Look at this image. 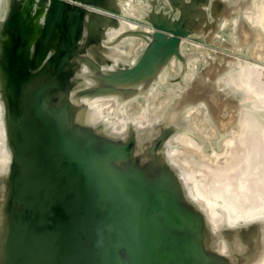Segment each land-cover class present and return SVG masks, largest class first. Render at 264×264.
<instances>
[{
  "label": "water",
  "instance_id": "1",
  "mask_svg": "<svg viewBox=\"0 0 264 264\" xmlns=\"http://www.w3.org/2000/svg\"><path fill=\"white\" fill-rule=\"evenodd\" d=\"M48 1L50 8L36 57H39V61L44 59L49 51L48 42L52 33L55 35L56 30H60L61 45L56 54L47 58L58 71L55 74L58 73L59 79L34 78L27 83L28 89L25 91L22 85L25 71L22 64L18 67L21 71L16 69L12 55L18 45H24L22 51L25 57L28 34L39 32L35 19L41 18ZM73 1L100 6L95 0ZM21 3L20 0H10V8L1 24L3 31L8 34L0 45V74L4 76L3 98L7 108L9 138L15 153L14 167H23L17 176L12 174L10 177L15 192L8 202L14 212L7 216V227L10 229L6 231L4 251L3 248L1 250L4 257L0 264H49L36 243L40 241L44 245L59 239L56 232L58 222L39 226V230L35 226L33 190L23 178L27 172L51 180L54 175L66 186L73 183V179L80 186L83 179L95 180L94 188L83 191L82 198L87 210L69 216L72 227L68 229L70 233L67 238L64 236L62 239V243L69 246V251L61 254L60 264H138V258L146 264H213L212 255L205 252L201 244L202 216L184 205L166 165L161 166L152 178H148L134 163H127L131 154L126 145H116L108 151L89 129L67 124L65 108L71 98L72 87L70 84L67 88V83L74 74L69 60L78 55V38L82 36L84 28L87 30V39H96L95 21L103 14L94 13L86 27L85 9L81 5H71L67 0H27L25 17L18 10L21 9ZM64 7L67 9L65 22ZM108 17L113 20V17ZM24 19L27 20L26 24L23 23ZM146 25L148 27H139L138 32L145 38L150 36L151 40L139 63L133 69L121 67L111 70L105 74L106 79L135 83L142 74L151 73L156 64L167 62L172 56L183 61V55L177 48L181 35L178 31L184 33L186 29L182 31L179 26L171 27L168 23L164 26L162 22L155 21ZM150 27L153 30L148 31ZM164 31L174 33L173 37H166ZM36 85L38 90L34 89ZM51 92L64 95L63 104L57 109H49L47 98ZM48 121L51 127H48ZM35 125L39 127L40 133L50 138L39 140V144L31 146L23 140V135L25 130ZM62 149L68 152L64 153ZM74 153L83 154L75 163L72 161L74 158H71ZM83 160L88 162L86 168L77 164ZM116 161L123 164L115 165L118 167L117 172L111 167ZM48 189L47 185L39 187V196L42 207L52 214L53 205L56 204L49 202L52 193ZM118 221L124 227L133 225L134 229L142 232L137 234L143 236L142 243L139 244L133 238L127 243L121 239L120 231L117 233L114 229ZM22 240L23 243H17ZM104 248L111 251L105 252Z\"/></svg>",
  "mask_w": 264,
  "mask_h": 264
},
{
  "label": "bare ground",
  "instance_id": "2",
  "mask_svg": "<svg viewBox=\"0 0 264 264\" xmlns=\"http://www.w3.org/2000/svg\"><path fill=\"white\" fill-rule=\"evenodd\" d=\"M20 1H22L21 9L18 10L22 16H25V12L28 9L26 3L27 0H20ZM96 1L98 0H95V2ZM167 1L168 3H170V5L171 2L173 4V2L180 1L181 2L180 5H182L184 9L183 11L186 10L187 12H194L197 10L199 16L204 15L203 22H206V25H209L207 24V21L210 20L208 18L209 17L212 18L213 16V14L211 15L210 13L211 10L216 11V8L217 11H219V9L221 10L225 9L226 12L228 11L229 13H231L236 17L235 20L238 19L246 23L248 22L250 25L254 23L253 22L254 20H252L254 18L250 16L251 12H253L254 10L260 12V17L264 16L263 15L264 11L263 10L261 11L260 9L256 8V5L258 4L256 0H167ZM67 2L71 5L78 4L84 7L85 9L84 21L86 27L88 25L87 23L91 21L94 13L98 14L92 11L89 8L90 6H88V4H83L82 2L73 1V0H67ZM260 4L263 3L259 2L257 7L260 8L259 6ZM135 5H136L135 13L137 14L138 18L143 20L146 24L147 23L150 24L151 21H155L157 23L162 22L165 26V23H167L166 22L168 17L167 12L160 6V4L157 3V0H136ZM176 7L177 5L175 6V8ZM213 7L214 9H212ZM9 8H10V0H0V45L3 43V40L8 37V34L3 31L1 24L3 23ZM49 8H50V2L48 1V6L44 7L41 18L35 19V21L38 19V21L36 22L38 23L39 32L28 34L27 44L25 45L26 48L25 57L22 51L24 45H18L12 55V58L15 63V67L17 66L16 69L21 71V69L18 67L22 64V69H24L25 71L24 79L22 81V85H24L25 91L28 89L27 83L34 78H43L45 80L48 79L51 81H55L59 79L58 73L55 74L58 71L51 66L47 58L49 55L56 54L59 46L61 45L60 40L62 39V32L60 30H56L55 35L54 32L52 33L51 38L48 42L49 51L44 55V59L39 61V57H36V53L39 52V44L42 41L43 31H44L43 25L47 17ZM178 8H176L177 11ZM66 10H67L66 7H64V14H63L64 22L67 20ZM218 13L220 15L221 12L219 11ZM136 14H134V16H136ZM180 14H178L179 15L178 18L180 17ZM217 17H215V19ZM26 19L23 20L24 24L27 23ZM102 21L100 18L99 25L101 29L99 27H96L100 29L99 31L96 30V39L93 40L87 39L86 38L87 30L86 28H84L82 36L78 38V45H77L78 55L70 57L69 60L71 64L70 67H73L74 74L72 77L68 78V83H67V88H69L70 84H72L70 91L71 98H69L68 106L65 108V116L67 119V124L68 125L74 124L79 127L89 129L90 131L95 133L98 139H100L104 143L103 146L104 148H107L108 151H110L113 146L126 145L131 154V156L128 158L127 163L129 162L134 163V165L139 170H141L142 173L148 178H152L159 171L161 166L166 165L171 173V176L175 181L176 187L179 191V195L181 196V200L183 201L184 205L188 207L191 211H194L195 213H198L202 216L201 221L203 228H202L201 244L203 250L209 254H214L216 253L214 247L215 243L214 240H212L209 232L210 230L211 232H213L212 231L213 225L216 223V222L213 223L214 220L218 217V215L221 213L222 210H223L222 213H224L226 209L223 207L226 204H228L227 206L231 208V212L232 210L234 212L236 211L242 212L243 210L242 207L245 206V204L250 205L251 202L253 201L252 200L253 197L249 195L251 192V191L249 192V187H250L249 185L252 184L250 182L255 181L257 179H255L256 177L255 174L251 173L252 174L251 175L249 173V171L251 172V170L247 171V168L246 169L243 168L244 171L246 170L245 171L246 173L248 172L251 175V177L248 179L244 177L246 181H239V179L240 178L242 179L245 173L243 174L242 171L235 172L237 173L236 175H238V173H242L240 174L242 177L238 175L240 178L239 177L236 178L235 173H233L231 168H229L226 165L227 162L223 161L224 158H221L222 160H220L219 154H223L224 152H226V150H228L227 149L228 146L230 145V143L229 144L227 143L228 141H230L228 138L229 135L224 134L223 131L222 132L220 131L223 134H219L218 131L217 132L215 131L216 128L214 127H216V125H214L212 119H210L209 115L211 110L209 109L208 102L205 101L206 98L204 96L207 94L210 98L216 99L221 96L223 97H225L226 95L229 96L230 93L234 92L236 89L238 90V91L236 90V92H238L237 94L239 95V91L240 90L243 91L245 89L242 90L240 89L241 87L235 88L236 86L233 85L232 82L229 83L228 81V78L230 77V75H228L229 73L218 74L216 72L218 67L217 64L220 65L225 60L224 55H222L218 51H215L214 49H211L209 46L207 47L201 46L197 42H192V41L190 42L185 40L186 42H182V47H183L182 72H184V74L182 75L183 80L179 84L180 86L174 88L171 91H167L166 90L167 87L170 88L171 86L169 87V85H172L171 83L173 82L171 81V79L170 80L168 79L163 84L166 89L164 88L160 90L159 88L157 89L158 87L157 86L152 90V94H149L144 101L137 102L136 104H131L128 101H122V102H120L119 100L114 101V97L111 95L110 92H109L110 94L106 92L105 93L98 91L94 92V88L92 89L91 87L95 82L94 81L92 82L91 79L92 76H90L91 72L88 71L87 69V62H89V60L93 61L97 59L94 58L92 55H90L89 52L91 51V48L93 51L95 46L97 47L100 44V42H103L102 41L103 39H108L111 36V31L109 30V26L106 23L107 21H105V23ZM126 22L123 25H126ZM95 23L97 24V22ZM261 23H262L261 25L264 26V17L263 19H261ZM110 24H111V20H110ZM99 25L97 24V26ZM128 26H130V23ZM214 26L215 25H213V27ZM220 28L213 30L212 36H210L211 38H209V40H203L202 36H201L202 38H198V37L195 38L194 35L191 37L196 40L197 39L203 40L206 42L213 43L214 45L221 46L220 45L221 33L219 32ZM130 29L131 28L127 27L126 33H128ZM188 29L189 28L187 27V30ZM151 30H153V28L150 27L148 31ZM263 30L264 27H262V31ZM121 31H122V26L120 32ZM204 32H207V30H204ZM126 33L124 35H127ZM168 35H166V37L168 38L170 36L172 37V35L170 36ZM190 35L191 34H189V36ZM117 36L120 35L118 34ZM121 37H123V35H121ZM131 38L132 37H130V39ZM108 40L111 41L112 39L111 40L108 39ZM122 40L123 39H121V43ZM125 40L126 39L124 37L123 41ZM131 41L132 39L130 40V42ZM130 42L128 44L129 45L132 44L133 46L136 43V42L134 43H130ZM121 43L119 44V47L118 44H107V45L108 46L111 45V47L112 45H117V49L118 48L120 49ZM107 45L106 47H108ZM109 49L106 51H109ZM96 52L100 53L101 51L99 49L95 51L94 54H96ZM105 57L107 56L105 55ZM21 59L23 60V62L21 61ZM240 64H239L240 67L239 66L238 67L239 69H242L243 64L241 65ZM244 75H246V73ZM93 77H94L93 79H95V76ZM245 77L247 76H244V78ZM247 78H249V76ZM3 82H4V76L0 74V261H2V258L4 257V255L2 256L1 254V250L3 248L4 251L6 231L10 229L9 227H7V216L12 215V213L14 212V208L11 205L9 206V202H8V199L15 192V186L10 181V177L12 176V174L14 177L17 176L21 167H23V166L14 167L15 153L9 138L7 108L5 105V100L3 98V93H4ZM101 84L102 83H100V86L104 85L105 83L102 85ZM235 84L237 83L235 82ZM243 87L246 88V86ZM250 88H252V86ZM34 89L38 90L39 88L36 85ZM90 90H93V92ZM256 90L254 91L252 90L253 92L249 90L252 93L251 92L248 93L247 96L249 95L250 97L254 98L256 95H258V92L256 94ZM241 91L240 93L242 94ZM128 92L130 91H127V93ZM245 92L248 91H244L243 94H246ZM62 95L63 94L57 92L49 93L47 100L50 110L52 108L57 109L59 106H62L63 96H64ZM231 95L233 96V94ZM233 98H236V94L235 97ZM255 105L261 106L258 103ZM51 126L52 124L48 121V127ZM229 133L231 134V132ZM24 134L25 135H23V140H25L27 144L31 146L35 143L39 144V140L50 138L49 135H45V133L44 134L40 133L39 127L37 125H35L33 128L25 130ZM162 135H164L163 138H161ZM206 150L210 151L212 155H216L215 156L216 159H214L215 161L213 160V158H211L212 156H210V154H208ZM62 151L64 153L68 152V150H64V149H62ZM206 154H208V156ZM82 157L83 154L81 153H74L71 155V158H74L72 160L73 163H75L76 161H78V159ZM77 164L85 168L88 166L87 160L79 161L77 162ZM115 165L122 166L123 164L121 162H117L111 166L115 169L114 171L117 172L118 167ZM248 173L245 176L249 177L250 175L248 176ZM72 176L77 177L76 175H72ZM52 177H53L52 180L48 178H41L37 175H34L31 172H27L23 175V178L30 184L33 190L32 202L33 205L35 206L34 222L36 228H38L39 230V226L45 227L53 224L54 222H58V227L56 232L59 234V239L51 243H45L44 245L46 247L39 241V244L36 243V246L39 249V252H41L45 257H47L49 264H60L61 254H64L66 250L69 251V246L64 245L62 243V239L64 238V236L66 237L67 234L70 233L68 229L72 227V220L70 219L69 216L73 213H83L87 210L85 205V200H83L82 198L83 197L82 195H84L83 191L85 192L88 191L86 190V188L92 187L95 180L83 179L82 185L80 186L78 184V181L73 179L72 180L73 183L71 182L69 186H66L56 176L53 175ZM260 183L262 185V182ZM42 185H47L50 188L48 189V192H51L52 195L50 196L49 202L52 201L54 204H56V205L52 204L53 205L52 214L46 212V210L42 207L41 198L39 196V187H41ZM263 202L264 201H262V203ZM238 205L239 207H237ZM249 208L252 209L251 207ZM99 217H100V213H98L97 218ZM219 217L221 218V216ZM77 219H80V217ZM231 219H234L232 223L236 221L235 220L236 217L235 218L231 217ZM220 222L221 220H219V223ZM226 222H228V220ZM223 224L224 223H222V226ZM238 224L240 223L238 222ZM50 228H52V226ZM114 229L117 233L118 230L120 231L121 239H123L126 243L132 238L139 244L142 243L141 241H143V236L137 235L142 232H139L137 229H134L133 225H131L130 227H124L123 223L118 221ZM21 236H24V234L21 233ZM230 240L232 241V239ZM17 243H23V240ZM217 248L220 249L219 247ZM104 251L109 252L111 251V249L104 248ZM136 263L146 264L144 261H141L139 258L136 259Z\"/></svg>",
  "mask_w": 264,
  "mask_h": 264
},
{
  "label": "rangeland",
  "instance_id": "3",
  "mask_svg": "<svg viewBox=\"0 0 264 264\" xmlns=\"http://www.w3.org/2000/svg\"><path fill=\"white\" fill-rule=\"evenodd\" d=\"M256 1L258 2V4H259V2L263 3V4L259 5L260 8L257 7V5H258L257 4L256 8L260 9L261 11L262 10L264 11V9H263L264 8V0H256ZM96 3H98L100 6L96 7L94 5H89V4H88V6H90L89 8L92 11H94L98 14H103V15H101V21L103 20L102 22H104V23H105V21H107L106 23L109 26V30L111 31V36L108 39H110V40L112 39V40L109 41L108 39H103L102 40L103 42H100V44L97 47L95 46L96 48L100 49V51H101L100 53L96 52V54H94L95 51L99 50V49H96L95 47H94L93 51L91 48V51L89 52L90 55H92L94 58L97 59V60H93V61H90L88 59L89 62H87V69H88V71L91 72L90 76H92L91 77L92 82L93 81L95 82L93 84V86H95V87H93V86L91 87L92 89L94 88V92L98 91V92H103V93L106 92L108 94L111 93V95L114 97V101H118V100L120 102L128 101L131 104H136L137 102L144 101L145 98L149 94H152V90L155 87L158 86L157 89L159 88L160 90L164 89L165 87L163 84L168 79L169 80L171 79V81H173V82L172 83L170 82L172 85H169V87L171 86L172 88L171 87L170 88L167 87V89L165 88L167 91H171L174 88L180 86L179 84L183 80L182 75L184 74V72H182L183 71V68H182L183 67L182 66L183 61L180 60L178 57H175V56H172L167 62L156 64L153 67V70L151 73L142 74L140 76L139 81H137L135 83H132V81H131L130 84H127V83H120V82H117L115 80L106 79L104 77L105 74L109 73L111 70H117L118 68H121V67H129V69H133L134 67H136V65L139 63V61H140V59L144 53L146 46L148 45V43L150 41V37L146 36V38H145L142 34H140L138 32L139 27H141V26L148 27V26L146 25V23L143 20L139 19L137 14L135 13L136 12L135 11L136 0H98V1H96ZM157 3L160 4V6L167 12V16H168L167 17V23L169 24V26L176 27V25H177V26L181 27L182 29H184L186 27L185 28L186 30H187V27L189 28L188 30H191V27H192L193 31L199 32V33L198 32L195 33L192 30L191 31L187 30V32H184V33H187L188 34L187 35V34H184V33H181L178 31V33H180L181 35L178 38V44L177 45H179V47L177 46V48L180 49V52L182 55H183L182 42H186V41L191 42L192 41V42L199 43V45H201V46H206V47L209 46L211 49H214L215 51H218L222 55H224V59H225L224 61L225 62L223 61L222 64H220V65L217 64V66L219 68L217 67L216 72L218 74H228L229 73L228 74V75H230V77H229L230 79L228 78L229 83L232 82V84L236 86L235 88L241 87L240 89H242V90L245 89L243 91L240 90L242 92V94L239 91V95H238L237 94L238 92H236V90H237L236 89L234 92L230 93L229 96L228 95H226L225 97L221 96V97H218L216 99L210 98L207 94L204 96L206 98L205 101L208 102L209 109L211 110L210 115H209L210 119H212L213 124L216 125V127H214V128H216L215 131L216 132L218 131L219 134L224 133L226 135H229L228 138L230 141H228L227 143L228 144L230 143V145L228 146V148H227L228 150H226V152L223 151L225 154L223 152H222L223 154H219L220 160H222L221 158H224L223 161L227 162L226 165L229 168H231L233 173L241 172V171L243 174L245 173L243 175V177L240 175L242 173H238V175H240V177H242V179L238 175H236L237 173H235V175H236L235 177L240 178L239 181H246L245 178H247V179L250 178L252 174H255V176H256L255 179H257V180L254 179L255 181L250 182L252 184L249 185L250 186L249 192L251 191L249 195H251L253 197V199H252L253 201L251 200L252 202L250 205L245 204V206L242 207L243 213L240 211L234 212L233 210L231 212V208L229 206H227L228 204H226L225 205L226 207L225 206L223 207L226 209L224 211V213H222V211H223L222 210L220 213L221 215L219 214L218 217L213 222V223L216 222L217 224L215 223L213 225V223H212V225H213L212 231L213 232H211V230L209 232H210V236H211L212 240H214V243H215L214 247H215L216 253L211 254V255H212L213 264H216V263L217 264H264V202L262 203V201H264V188H263L264 187V176H263L264 175V30L262 31V27H264V26L261 25L262 24L261 19H263L264 16L260 17V12L254 10L250 14V16H252L254 18V19H252V20H254L253 21L254 23L252 25H250L248 22L246 23V22L238 20V19H236L237 20L236 21L235 20L236 17L234 15H232L231 13H229L228 11L226 12L225 9H223V10L219 9V11L222 13V15H221V13L219 15V13H218L219 11H217V8H216L217 12L214 10H211V12H210L211 15L213 14L214 18H213V16H212V18L211 17L208 18V19H210L207 21V24L210 25L209 26V25H206V22H203V19H204L203 16L204 15L199 16V14L197 13V10L194 12H187L186 10L183 11L184 9H183L182 5H180L181 4L180 1L179 2L178 1L173 2V4L171 2L172 6L170 5V3H168L167 0H157ZM176 5H177L176 8H178V6H179L178 11L175 8ZM132 8H134V9H132ZM212 9H214V7ZM179 10H180V12H179ZM180 13H182V14H180ZM110 14H112V15H110ZM134 14H136V16H134ZM178 14H180L179 18H178V16H179ZM108 16H113V17L117 16V17H114L113 18L114 20H112L111 24H110V19ZM171 16H172V18H171ZM232 16H234V17H232ZM215 17H217V18L215 19ZM174 18H175V20H174ZM230 18H232V19H230ZM99 20H100V18H99ZM99 20L97 19L95 21V22H97L98 25H99ZM195 20H196V22H195ZM36 21H38V19ZM120 21H121V23H120ZM123 21H125V22L127 21L126 25H123L125 23ZM113 22H114V24H113ZM178 22H180V23H178ZM198 22L199 23L201 22V23L199 24ZM202 22H203V24H202ZM129 23H130V26H128ZM195 23H196V26H195ZM97 24L95 25V28L96 27L100 28V25L97 26ZM180 24H182V25H180ZM193 24H194V26H193ZM212 24L215 26L213 27ZM248 24H249V26H248ZM121 26H122V31L120 32ZM183 26H185V27H183ZM123 27H125V28H123ZM127 27L131 28L128 31V33H126ZM203 27H204V30H207V32H204ZM99 28H96V30L99 31L101 29V28L100 29ZM199 28H200V30H199ZM219 28H220L219 32L221 33V38H220V45L221 46L214 45L213 43L203 41V40H209V38H211L210 36H212L213 30L219 29ZM124 32L127 35H124L125 34ZM118 34L120 36H117ZM165 34L166 35L170 34L173 37L174 33L172 34V33L167 32ZM189 34H191V35L189 36ZM113 35H116V36H113ZM121 35H123V37H121ZM170 35H168V36H170ZM193 35L195 36V38H197V37L202 38L203 37V40L193 39L191 37ZM206 35H209V36H206ZM124 37L126 39L125 41H123ZM130 37H132L131 42H130V40H131ZM143 38H145V39H143ZM169 38H171V36ZM121 39H123L122 43H121ZM129 42L130 43L136 42L135 43L136 45L134 44V46H133L131 44L132 45V47H131V45L128 44ZM120 43H121V45H120V49L118 48L119 50L117 49V45H112V47H111V45L110 46L107 45V44H118V47H119ZM106 45L108 47H106ZM124 45H126V46H124ZM122 47H124V48H122ZM101 48H103V49H101ZM109 48H111V49H109ZM108 49H109V51H106ZM132 50H133V52H132ZM126 51H128V52H126ZM130 52H132V53H130ZM105 55L107 57H105ZM128 55H130V56H128ZM108 56H110V57H108ZM124 57H125V59H124ZM124 63H126L127 65ZM240 63L243 64L242 69H239ZM123 65H125V66H123ZM91 69L93 72L91 71ZM219 69H220V71H219ZM243 73L244 74L246 73V75H244ZM247 74H249V75H247ZM102 75H104V76H102ZM93 76H95V79H93L94 78ZM231 76H233V77H231ZM244 76H247V77L249 76V78H247V77L244 78ZM235 82L237 84H235ZM100 83H102V84L105 83V84L104 85L101 84L102 86H100ZM173 83H174V85H173ZM244 83H246V84H244ZM255 84H256V86H255ZM243 86H246V88ZM251 86H252V88H250ZM139 89H141V90H139ZM249 90H251V91L256 90V94L258 92V95L255 94L256 96L254 98L250 97L249 95L247 96V94L251 92ZM90 91L93 92V90H90ZM127 91H130V92L127 93ZM244 91H248V92H245L246 94H243ZM129 93H132V94H129ZM231 94H233V96ZM235 94H236V98H233V97H235ZM237 95H238V97H237ZM241 98H242V100H241ZM254 103L255 104L258 103L261 106L255 105ZM210 104H212V105H210ZM223 116H225V117H223ZM220 131L221 132L223 131V133H221ZM229 132H231V134ZM217 135H218V133H217ZM232 135H233V137H232ZM212 140H214V139H212ZM206 151L208 154H210V156H212L211 158H213V160L216 159V157H215L216 155H212V153L208 150H206ZM208 154H206V155L208 156ZM225 157L227 160L225 159ZM243 168L244 169L247 168V171L251 170V172L249 171V173L250 174L252 173V174L250 175L247 172L248 176L249 175L250 176L249 177L245 176V175H247V173L245 172L246 170L244 171ZM260 174H261V176H260ZM253 177H254V175H253ZM255 182H257V183H255ZM260 182H262V185ZM255 188H256V190H255ZM261 197H263V198H261ZM254 199H256L258 201L254 200ZM240 205H242V204H240ZM237 207H239V205ZM237 207H235V208H237ZM249 207H251L252 209H250ZM219 216H221L222 219ZM231 217L232 218L236 217V219H235L236 221L233 222L234 224L232 223V221H234V219H231ZM229 219H231V220H229ZM219 220H221V222H220L221 224L219 223ZM227 220L229 223L226 222ZM230 221H231V223H230ZM238 222L240 224H238ZM222 223H224L223 226H222ZM217 228H219V229H217ZM220 228H221V230H220ZM218 230H220V231H218ZM228 238H229V240H228ZM230 239H232V241ZM257 242H261V243H257ZM220 245H221V247H220ZM217 247H219L220 249H218Z\"/></svg>",
  "mask_w": 264,
  "mask_h": 264
}]
</instances>
